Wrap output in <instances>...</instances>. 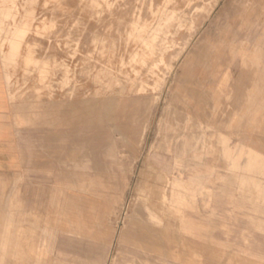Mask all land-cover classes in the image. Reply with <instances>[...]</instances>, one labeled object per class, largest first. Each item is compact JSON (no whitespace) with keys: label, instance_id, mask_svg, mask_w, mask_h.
Wrapping results in <instances>:
<instances>
[{"label":"rangeland","instance_id":"1","mask_svg":"<svg viewBox=\"0 0 264 264\" xmlns=\"http://www.w3.org/2000/svg\"><path fill=\"white\" fill-rule=\"evenodd\" d=\"M240 1L264 15V0ZM217 5L0 0V264H264V41L222 131L204 129L187 96L186 63ZM175 109L192 154L170 151ZM208 141L205 188L189 197Z\"/></svg>","mask_w":264,"mask_h":264},{"label":"crops","instance_id":"2","mask_svg":"<svg viewBox=\"0 0 264 264\" xmlns=\"http://www.w3.org/2000/svg\"><path fill=\"white\" fill-rule=\"evenodd\" d=\"M215 9H217L216 18L210 17V23L209 18L206 19L204 35L200 37L189 55L185 78L190 82L187 96L195 99V103L200 105L201 111L197 109L194 111L199 119L201 118L199 123L204 129L222 131L226 117L236 113L243 104L246 79L251 82L258 75L260 68L258 60L261 58L259 47L264 41V15L258 14L255 8L246 6L245 2H235V0H218ZM249 43L252 54H248L251 48ZM1 65L0 58V145L5 132L3 122L5 87ZM223 81L228 85L225 89L219 90L218 83ZM201 82L205 83L204 89L197 86V83ZM214 136L220 138L221 135L214 133L210 138ZM220 143L217 150L219 155L225 158L229 156L230 150L224 142ZM210 144V141L205 144L204 153L193 155L196 157L192 159L196 164L190 170L193 174V186L190 187L191 191H185L186 194L193 195L198 185L201 189L205 188L210 168L207 166V160L202 156L209 152ZM1 160L3 161V157H0ZM199 165L200 167L202 165V169L192 170ZM97 166L100 167L99 164ZM198 173L203 182L195 180ZM114 186H117L116 181ZM187 198L184 199L185 202Z\"/></svg>","mask_w":264,"mask_h":264},{"label":"bare ground","instance_id":"3","mask_svg":"<svg viewBox=\"0 0 264 264\" xmlns=\"http://www.w3.org/2000/svg\"><path fill=\"white\" fill-rule=\"evenodd\" d=\"M232 5V4H231ZM225 12V11H224ZM230 22V21H229ZM205 25V24H204ZM197 26V25H196ZM230 26V25H229ZM198 27H199V25H198ZM201 27V26H200ZM199 27V28H200ZM198 29V28H197ZM196 29V30H197ZM195 34V33H194ZM194 36V35H193ZM203 36V35H202ZM178 38H180V37H178ZM193 38V37H192ZM189 39H190V37H189ZM202 39V38H201ZM182 40V39H181ZM183 41H185L184 39H183ZM213 41V40H212ZM177 42V41H176ZM227 42V41H226ZM185 44V43H184ZM211 44V43H210ZM182 46V45H181ZM189 46V45H188ZM168 47V46H167ZM197 48V47H196ZM163 49V48H162ZM172 49V48H171ZM180 49V48H179ZM193 50V49H192ZM176 51H178V49L176 50ZM198 51V50H197ZM196 51V52H197ZM181 52V51H180ZM199 52V51H198ZM166 54V53H165ZM170 54V53H169ZM194 54V53H193ZM180 57V56H179ZM179 57L177 56V58L176 59H179ZM194 58V57H193ZM165 60H166V58H165ZM209 60V59H208ZM179 62V61H178ZM174 66V65H173ZM194 67V66H193ZM167 68V67H166ZM182 68V67H181ZM167 77V76H166ZM198 79V78H197ZM182 83V82H181ZM183 98V97H182ZM172 104H174V103H172ZM95 119H97V118H95ZM185 123H186V121H185ZM168 124H169V130H170V136H171V138H173V144H172V148H171V152H172V154H185V155H189V154H192L193 153V149H194V142H189V143H187V142H185L186 140H182L183 142L182 143H179L178 141L179 140H181V139H185V138H187L186 137V135L184 134V128L181 126L182 124H183V116H182V114H179V112L175 109L173 112H172V114L170 115V117H169V121H168ZM199 124H201V123H199ZM184 125V124H183ZM199 129V128H198ZM197 129V130H198ZM199 133V132H198ZM219 133V132H218ZM205 137H206V135H205ZM102 138V137H101ZM189 138H190V136H189ZM169 139V138H168ZM114 140V139H113ZM197 140V139H196ZM172 141V140H171ZM179 144H181V147L179 148L178 146H179ZM237 144V143H236ZM166 150V149H165ZM195 150V149H194ZM206 152V151H205ZM196 154V153H195ZM197 155V154H196ZM171 168V167H170ZM170 177H171V175H170ZM174 179V178H173ZM181 179V178H180ZM172 182V181H171ZM118 184V183H117ZM172 184V183H171ZM171 184H170V186H171ZM192 184V183H191ZM179 185V184H178ZM113 186V185H112ZM181 186V185H180ZM183 186V185H182ZM173 187V186H172ZM183 188H185V187H183ZM194 189V188H193ZM174 190V189H173ZM176 190V189H175ZM190 191H191V189H190ZM183 193V192H182ZM186 193V192H185ZM188 195V194H187ZM190 196H193V195H191V194H189ZM179 197V196H178ZM178 199V198H177ZM175 204V203H174ZM139 213H140V211H139ZM151 215V214H150ZM156 217V216H155ZM154 217V218H155ZM151 219V218H150ZM140 222V221H139ZM154 223H155V221H154ZM160 224H162V223H160ZM134 226H136V225H134ZM141 228V227H140ZM133 229H139V228H133ZM133 229H132V232H134L133 231ZM164 230V229H163ZM165 231V230H164ZM152 232V231H151ZM134 233H137V232H134ZM133 233V234H134ZM139 233H140V231H139ZM144 233V232H143ZM138 234V233H137ZM141 234H142V232H141ZM165 234V233H164ZM139 235V234H138ZM142 235H144V234H142ZM154 235V234H153ZM160 235H162V234H160ZM150 236V235H149ZM165 236V235H164ZM134 237H138V236H134ZM142 237V236H141ZM168 237V236H167ZM143 238V237H142ZM158 238V237H157ZM162 239H163V237H161ZM168 238H170V237H168ZM174 238V237H173ZM173 238H172V240H173ZM134 239V238H133ZM145 239V238H144ZM161 239V240H162ZM165 239V238H164ZM167 239V238H166ZM147 240V239H146ZM155 240V239H154ZM178 240V239H177ZM157 241H158V239H157ZM160 241V240H159ZM166 241V240H165ZM170 240L168 239L167 240V242H169ZM153 242H155V241H153ZM152 242V243H153ZM162 242V241H161ZM173 242H174V240H173ZM156 243V242H155ZM165 243V242H164ZM147 244V243H146ZM154 244V243H153ZM173 244V243H172ZM157 245H159V244H157ZM169 245V244H168ZM152 246V245H151ZM161 246V245H160ZM167 246V245H166ZM162 247H165V245H162ZM166 249H167V247H166ZM165 249V250H166ZM171 250V249H170ZM142 252V251H141ZM173 252V251H172ZM174 253H176V252H174ZM149 255V254H148ZM177 256V255H176ZM182 256V255H181ZM140 257V256H139ZM134 258V257H133ZM151 259V258H150ZM182 260V259H181ZM142 261V260H141ZM145 261V260H144ZM151 261V260H150ZM129 262V261H128ZM160 262V261H159ZM176 262V261H175ZM168 263V262H167ZM181 263V262H180Z\"/></svg>","mask_w":264,"mask_h":264}]
</instances>
